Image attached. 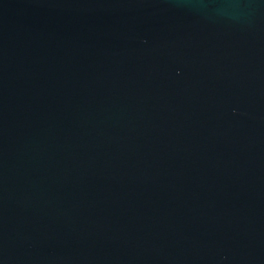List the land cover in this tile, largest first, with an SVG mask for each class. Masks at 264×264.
<instances>
[{
    "label": "water",
    "instance_id": "1",
    "mask_svg": "<svg viewBox=\"0 0 264 264\" xmlns=\"http://www.w3.org/2000/svg\"><path fill=\"white\" fill-rule=\"evenodd\" d=\"M0 264H264V0H0Z\"/></svg>",
    "mask_w": 264,
    "mask_h": 264
}]
</instances>
